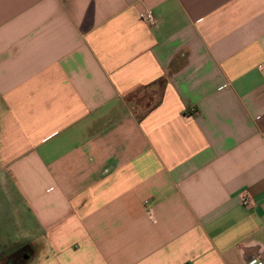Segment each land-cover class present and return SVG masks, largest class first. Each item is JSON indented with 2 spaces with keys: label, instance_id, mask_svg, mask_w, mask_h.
Masks as SVG:
<instances>
[{
  "label": "crops",
  "instance_id": "1",
  "mask_svg": "<svg viewBox=\"0 0 264 264\" xmlns=\"http://www.w3.org/2000/svg\"><path fill=\"white\" fill-rule=\"evenodd\" d=\"M263 64L264 0H0V264L264 260Z\"/></svg>",
  "mask_w": 264,
  "mask_h": 264
},
{
  "label": "built area",
  "instance_id": "2",
  "mask_svg": "<svg viewBox=\"0 0 264 264\" xmlns=\"http://www.w3.org/2000/svg\"><path fill=\"white\" fill-rule=\"evenodd\" d=\"M141 19H143L145 22L149 24H154L155 22V17L151 11H144L140 14ZM260 69L264 68V64L259 67ZM251 201L249 197L244 198V205L248 206L250 205ZM247 264H264V260H253Z\"/></svg>",
  "mask_w": 264,
  "mask_h": 264
},
{
  "label": "rangeland",
  "instance_id": "3",
  "mask_svg": "<svg viewBox=\"0 0 264 264\" xmlns=\"http://www.w3.org/2000/svg\"><path fill=\"white\" fill-rule=\"evenodd\" d=\"M137 102H138V101H136V102L134 101L135 104H137ZM135 104H134V105H135Z\"/></svg>",
  "mask_w": 264,
  "mask_h": 264
}]
</instances>
